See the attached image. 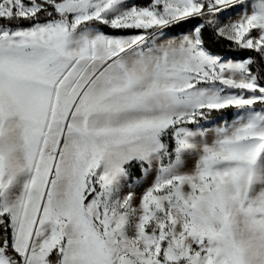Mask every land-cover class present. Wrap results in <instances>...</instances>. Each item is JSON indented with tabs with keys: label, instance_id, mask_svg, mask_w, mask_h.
<instances>
[{
	"label": "snow or ice",
	"instance_id": "6c2138e0",
	"mask_svg": "<svg viewBox=\"0 0 264 264\" xmlns=\"http://www.w3.org/2000/svg\"><path fill=\"white\" fill-rule=\"evenodd\" d=\"M0 264H264V0H0Z\"/></svg>",
	"mask_w": 264,
	"mask_h": 264
}]
</instances>
